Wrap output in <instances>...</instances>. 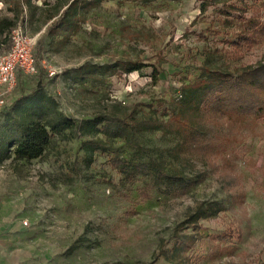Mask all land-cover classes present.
Here are the masks:
<instances>
[{
  "label": "rangeland",
  "instance_id": "1",
  "mask_svg": "<svg viewBox=\"0 0 264 264\" xmlns=\"http://www.w3.org/2000/svg\"><path fill=\"white\" fill-rule=\"evenodd\" d=\"M44 1L54 2L33 3ZM5 9L0 5V18L11 17ZM253 17L264 26V0H114L93 10L80 32L60 45L37 12L24 22L34 48L42 41L37 74L20 78L8 108L42 83L41 93L77 122L120 115L117 104L166 120L180 87L199 76L205 61L230 73L264 63V39L239 35ZM9 48L0 44V57ZM118 62L141 69L118 70L84 86L75 80L82 66ZM12 113L0 116V125ZM85 140L56 137L37 160L0 164V264H170L184 237H193L187 264H264V116L246 123L208 163L184 167L185 188L156 187L152 177L134 176L131 166L149 159L119 140L86 167ZM137 141L146 149L174 146L160 133L139 134ZM203 202L222 211L194 231L187 217Z\"/></svg>",
  "mask_w": 264,
  "mask_h": 264
},
{
  "label": "trees",
  "instance_id": "2",
  "mask_svg": "<svg viewBox=\"0 0 264 264\" xmlns=\"http://www.w3.org/2000/svg\"><path fill=\"white\" fill-rule=\"evenodd\" d=\"M53 1V4L44 1L38 7L33 0H0V4L6 6L5 12L11 15L0 18V44L9 42L11 30L23 22L24 13L32 21L40 12L43 23H50L46 27L47 36L64 45L80 32L81 23L93 10L114 0ZM135 1L147 4L153 0ZM228 8L236 11L233 6ZM239 35L245 39H264V26L261 27L258 18L246 19ZM41 46L42 41H38L33 50L35 58ZM206 62L192 83L180 87L179 99L173 103L174 109L166 120L149 115L139 117L134 111L129 112L117 104L120 115L96 116L77 122L58 111L56 103L41 93L44 86L39 83L31 93L21 95L0 114L2 116L9 109L13 112L0 125V164L11 159L37 160L54 138H68V134H73L86 138L81 145L86 167L94 162L96 153L105 152L113 141L119 140L149 159L148 163L131 166L134 176L152 177L156 187L185 188L184 167H192L193 160L208 163L212 156L223 152L224 143L234 134L239 135L246 123L256 124L264 116V63L230 73ZM140 69L132 62H118L112 66L85 65L75 70V80L84 86L106 74L112 76L118 70L130 74ZM144 133L170 137L174 146L164 150L146 149L137 141V136ZM152 153L159 154L158 159H153ZM163 155H167L168 160L163 159ZM120 172L128 176L126 169ZM221 211L220 204L203 202L188 215L186 224L196 231L200 220H208ZM192 243L193 237H184L177 242L167 261L187 264L184 254Z\"/></svg>",
  "mask_w": 264,
  "mask_h": 264
},
{
  "label": "built area",
  "instance_id": "3",
  "mask_svg": "<svg viewBox=\"0 0 264 264\" xmlns=\"http://www.w3.org/2000/svg\"><path fill=\"white\" fill-rule=\"evenodd\" d=\"M8 39L10 48L0 57V114L10 106L20 77L37 74V63L33 55L35 42L27 34L22 22L11 30Z\"/></svg>",
  "mask_w": 264,
  "mask_h": 264
},
{
  "label": "crops",
  "instance_id": "4",
  "mask_svg": "<svg viewBox=\"0 0 264 264\" xmlns=\"http://www.w3.org/2000/svg\"><path fill=\"white\" fill-rule=\"evenodd\" d=\"M34 4V3H33ZM1 5V4H0ZM29 21H31V20H29V18H28V15H27V13H24V19H23V24H24V22L25 23H27V22H29ZM48 25V24H47Z\"/></svg>",
  "mask_w": 264,
  "mask_h": 264
}]
</instances>
